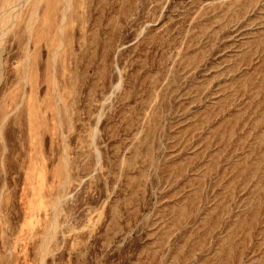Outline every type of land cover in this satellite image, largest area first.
Here are the masks:
<instances>
[{
	"label": "rangeland",
	"instance_id": "obj_1",
	"mask_svg": "<svg viewBox=\"0 0 264 264\" xmlns=\"http://www.w3.org/2000/svg\"><path fill=\"white\" fill-rule=\"evenodd\" d=\"M18 16L0 40V264H264V0Z\"/></svg>",
	"mask_w": 264,
	"mask_h": 264
},
{
	"label": "bare ground",
	"instance_id": "obj_2",
	"mask_svg": "<svg viewBox=\"0 0 264 264\" xmlns=\"http://www.w3.org/2000/svg\"><path fill=\"white\" fill-rule=\"evenodd\" d=\"M28 0H11L6 6H4L5 8H3L0 12V40L2 39V36L4 35V33L6 32V30H8V28L10 27L9 24L13 23L12 19L15 16L19 15L20 12V6L21 4H24L25 2H27ZM67 2L70 0H66ZM3 2V0H2ZM5 3V2H4ZM3 3H1L2 5ZM58 5V4H57ZM67 6V4H66ZM69 7V6H68ZM20 17V16H18ZM17 17V18H18ZM16 18V19H17ZM2 21H4L5 23H3ZM16 21V20H14ZM16 24V23H15ZM29 25V24H28ZM16 28V27H15ZM25 28V27H24ZM25 30H27V28H25ZM29 30V29H28ZM58 51V50H57ZM58 96V95H57Z\"/></svg>",
	"mask_w": 264,
	"mask_h": 264
}]
</instances>
